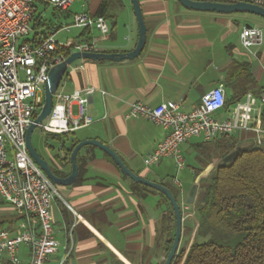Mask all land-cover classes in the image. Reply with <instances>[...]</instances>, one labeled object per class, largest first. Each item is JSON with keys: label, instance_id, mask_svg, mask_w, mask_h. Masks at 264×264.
<instances>
[{"label": "crops", "instance_id": "crops-1", "mask_svg": "<svg viewBox=\"0 0 264 264\" xmlns=\"http://www.w3.org/2000/svg\"><path fill=\"white\" fill-rule=\"evenodd\" d=\"M103 1L108 0H79L78 7L73 9L77 3L73 0L69 10L59 14V24L55 26L49 25L45 17L52 4L35 0L36 12L25 40L37 43L52 32L57 38L62 32L60 25L71 23L74 13L95 15ZM111 1L106 11L110 25L107 37H102L97 28L74 27L79 29L74 36L57 40L98 38L99 51L133 50L139 30L131 1ZM139 1L147 27L140 55L121 61L79 59L68 68L61 81L65 91L95 87L89 104L94 122L61 140L59 153H49V160L55 163L54 160L61 159L62 143L69 146L73 140L94 138L113 148L136 173L160 183L173 178L177 184L176 177L183 169H176L172 159L145 165L144 159L165 137L166 130L144 118H127L130 103L142 100L156 106L173 100L188 111L200 103L203 94L219 84H223L230 102L241 86L248 85V79L244 80L247 69L258 83L259 95H264V18L251 19L250 15H256L250 13L191 10L177 0ZM53 9L55 13L58 10L55 6ZM247 24L263 29V40L254 47L256 55L241 44L240 34ZM235 103H227L215 117L226 119ZM261 121L264 128V110ZM202 141L200 137L192 138L183 145V152L186 147L198 155V144ZM79 159L85 160L82 174L72 185H59L60 196L52 206L59 248L47 264H162L170 221L161 195L134 187L115 162L96 147L82 149ZM60 171L68 174L71 164ZM198 190L179 192L183 210L192 202L196 205ZM10 207L2 218L18 217L9 221L8 229L19 232L20 217ZM29 253V247L23 245L20 255L24 262L29 261Z\"/></svg>", "mask_w": 264, "mask_h": 264}, {"label": "built area", "instance_id": "built-area-1", "mask_svg": "<svg viewBox=\"0 0 264 264\" xmlns=\"http://www.w3.org/2000/svg\"><path fill=\"white\" fill-rule=\"evenodd\" d=\"M45 1L65 12L73 0ZM248 1L264 6V0ZM35 12V0H0V197L20 217L19 232L0 229V264H47L59 248L52 215L53 203L60 196L59 186L31 157L26 133L42 109L50 69L73 52L99 51L98 38L59 42L52 32L37 43L25 40ZM74 27L97 28L102 37L110 33L105 16L88 12L74 13L71 23L62 30ZM240 40L249 53L256 55L254 47L262 42L263 29L245 26ZM94 90L95 87H84L68 92L60 84L50 115L38 126L47 133L70 135L91 125L94 118L89 104ZM226 100L225 88L219 84L188 111L173 100L156 106L142 100L131 102L127 118H144L166 130L165 137L144 159L145 165L154 166L170 158L178 170L183 169L186 157L182 147L195 137L208 142L243 131L248 133L247 143L263 144L264 95L249 91L232 106L226 119L219 120L215 114L225 107ZM176 183L181 185L177 179ZM185 217L183 214V221ZM23 245L29 247L28 262L20 255Z\"/></svg>", "mask_w": 264, "mask_h": 264}, {"label": "trees", "instance_id": "trees-1", "mask_svg": "<svg viewBox=\"0 0 264 264\" xmlns=\"http://www.w3.org/2000/svg\"><path fill=\"white\" fill-rule=\"evenodd\" d=\"M112 2L111 0L103 1L95 15L106 17V11ZM246 79H248V85L245 83L241 86L234 99L230 102L226 100V104L241 100L249 91H253L256 95L260 94V91L256 89L258 83L248 69L244 71V80ZM79 141L73 140L69 146L62 143L61 148L64 152L60 159V169L70 163L71 151ZM239 145V140L233 135H223L212 141H202L198 144L197 159L200 168L194 169V175L195 178L201 180L202 174H207L206 179L202 181L207 185L202 187L204 196L199 201V207L196 208L195 237L189 245L179 248L172 264H264V143L256 150L240 152L228 164L219 163ZM209 146L216 151L218 156L212 157L207 154ZM79 154L77 161L80 176L85 160L81 162ZM108 157L112 160L109 155ZM60 169H56V173L62 176L67 175ZM132 184L137 189L160 194L167 205V218L170 221L167 257L176 230L172 204L159 191L134 181ZM169 188L178 199L179 193ZM0 203L5 202L1 199ZM17 219L15 216L1 218L0 229L10 228L9 221L13 222ZM164 262L165 260L162 264Z\"/></svg>", "mask_w": 264, "mask_h": 264}, {"label": "water", "instance_id": "water-1", "mask_svg": "<svg viewBox=\"0 0 264 264\" xmlns=\"http://www.w3.org/2000/svg\"><path fill=\"white\" fill-rule=\"evenodd\" d=\"M133 8V12L136 16L138 22V30L139 36L138 41L135 48L128 52H73L69 55L63 62L53 66L49 71V78L45 84V97L44 103L40 113L34 119V122L30 125L26 133V144L28 151L34 161L43 169L47 177L56 185L68 186L72 185L76 182L79 176V164L77 161L78 154L86 146H93L100 148L107 155H109L115 164L119 167L123 175L129 177L132 181L142 184L147 187H151L160 193L164 194L172 204L174 215H175V236L173 239V243L168 252V255L165 259L164 264H172L174 257L176 256L181 237L183 233V213L182 207L178 199L174 196L171 189L163 184L148 179L144 176L139 175L135 171H133L122 159V157L108 144L104 143L99 139H84L80 140L73 147L70 154V164L71 171L65 175H59L56 173L54 168L49 164V162L36 150V148L32 144V134L34 129L44 121L51 113L54 103V94L59 88L63 77L65 76L69 66L79 59H88L94 61H102V60H112V61H121L125 59H133L140 55L142 52L145 43H146V33L147 27L144 20V16L142 13V8L139 0H130ZM182 6L187 9L197 10V11H207V12H216L222 14H232V13H250L259 17L264 18V6L253 3L248 0H238L232 2H221L217 0H177ZM247 26H252L251 24H247ZM260 147L259 144L256 143H245L240 144L235 151L226 155L219 163L228 164L242 151L245 150H256ZM207 183H201V189L198 192V201L195 207H199L200 199L204 196V190L202 187L206 186Z\"/></svg>", "mask_w": 264, "mask_h": 264}, {"label": "rangeland", "instance_id": "rangeland-1", "mask_svg": "<svg viewBox=\"0 0 264 264\" xmlns=\"http://www.w3.org/2000/svg\"><path fill=\"white\" fill-rule=\"evenodd\" d=\"M78 2H79V0H77V3L73 5V9L78 7L77 6ZM61 12L62 11H60L58 9V10H56V13H55L53 6L50 5L49 8L47 9V11L45 12V17H46L47 23H49V25L56 24L55 26H58L59 14H61ZM250 17H251V19H260L257 16L250 15ZM252 23H254V21H252ZM64 25H66V24L60 25L61 30L64 27ZM78 31H79V29H77V28H72L70 32H68L66 30H64V31L62 30V32H59L57 34V39L58 40H65L67 37L74 36L76 34V32H78ZM23 77H24V75H23V73H21V78H23ZM83 131L84 130L79 131L78 134L82 133ZM235 135H236L237 139L239 140L240 144H245L249 141V136L246 132L238 131ZM68 136L69 135L47 133L40 126H37L34 129L33 134H32V144L36 148V150L40 153V155H42L49 162V164L54 168V170H56V169L60 168V160H59L60 157L58 159H56V161L54 160L55 163H53L51 160H49V153H52V152L53 153H59L58 151L60 149V141L65 139V137H68ZM195 140L199 141L198 139H195ZM212 149L213 148L211 146H209V152H207V154H210L212 157L218 156L216 151L212 150ZM96 150L99 152H102V153L104 152L103 150H101L100 148H97V147H96ZM184 155L186 157V165L183 168V170H181V173H179L178 176L176 177V179L180 182L181 185L179 186L178 184H175V182L173 181V178H169V180L167 182H165L164 184L173 188L177 193H179L180 191H183L185 193H189V192H192L194 190V188H198L199 189L198 192H199L201 189V186H199V183L201 185L202 181L204 179H206L207 174L203 173L201 180L198 178H195L194 169L197 170L198 168H200V164H199V161L197 159V155L194 151H192V149L186 148V147H185ZM139 175H141V173H139ZM156 182L160 183L159 181H156ZM178 196H179V194H178ZM195 200H196L195 202H197L198 196L196 197ZM7 207H10V206H8V204H6V203H4V204L0 203V219L2 218L3 214L5 212H7L6 211ZM181 207H182V213L186 216L185 221H184L186 225L183 224V233H182L179 248H182L185 245H189L191 240L194 239L195 232H196L195 231L196 220H197L196 219L197 214H194L196 212V208L193 205V202L190 203L188 205V208H185V210H183L184 208L182 205H181ZM10 208H12V207H10ZM188 214H190V216H187ZM188 228H191V230H188Z\"/></svg>", "mask_w": 264, "mask_h": 264}]
</instances>
